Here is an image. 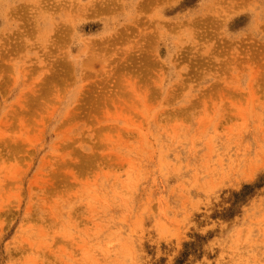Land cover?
Listing matches in <instances>:
<instances>
[{"label": "rangeland", "instance_id": "1", "mask_svg": "<svg viewBox=\"0 0 264 264\" xmlns=\"http://www.w3.org/2000/svg\"><path fill=\"white\" fill-rule=\"evenodd\" d=\"M0 264H264V0H0Z\"/></svg>", "mask_w": 264, "mask_h": 264}]
</instances>
